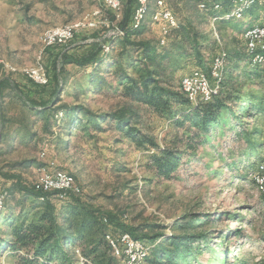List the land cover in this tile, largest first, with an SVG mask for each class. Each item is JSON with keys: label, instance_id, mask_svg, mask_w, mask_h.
I'll return each instance as SVG.
<instances>
[{"label": "rangeland", "instance_id": "rangeland-1", "mask_svg": "<svg viewBox=\"0 0 264 264\" xmlns=\"http://www.w3.org/2000/svg\"><path fill=\"white\" fill-rule=\"evenodd\" d=\"M121 1L124 15L126 11L129 16L132 7L126 8L127 0ZM158 1L148 0L149 12L139 26L131 22L134 30L141 28L131 40L168 54L158 68L163 87L170 86L182 95L181 80L193 70L210 75L213 59L222 54L229 57L225 59L226 73L239 63L238 87L244 84L243 97L252 94L255 103L264 98V65L257 67L259 75H242L246 67L255 70L252 63L248 64L251 59L246 56L243 35L252 26H264V6L243 13L264 0L253 4L246 2L254 0H238V9L233 4L231 15L224 18L239 19L228 21L205 13V6L200 5L203 0H163L180 27L167 36L161 24L152 19ZM97 10L102 11L97 28L82 30L67 46L44 50L42 64L50 78L47 88L25 77L23 70L39 63L44 32L84 22ZM121 22H114L102 0H0V207L4 195L7 205L1 211L12 216L10 221L0 220V236L12 239L13 227L24 217L34 216L32 209L39 203L22 188L38 183L53 162L52 169L64 170L75 178L82 188L83 202L102 214L116 216L138 236L163 234L157 240L163 245L175 236L206 234L209 245H202L179 264H264V198L253 182L264 156V110L242 122L229 114L228 121L213 126L198 147L188 151L186 141L192 123L191 117H184L196 106L189 98L191 107L178 102L157 111L127 97L129 80L144 75V65L142 52L124 45L123 31L111 34L116 27L121 29ZM107 42L113 49L104 55L101 46ZM99 50L97 63L86 67L64 65L57 77L61 54L80 60ZM221 80L213 82L215 96ZM56 91L60 101L51 105V114L64 105L82 104L96 114H125L130 121L119 129L122 124L113 117L102 122L105 131L96 132L83 118L82 128L73 132L68 150L57 149L46 125L49 114H41L28 103L46 104ZM170 153L175 155L177 167L169 175L160 176L156 161L166 160ZM185 219L197 222L194 229H180ZM198 241L194 242L196 246L202 244ZM147 247L150 258L144 264H152L158 246L151 254V247ZM74 253L73 264H95L83 257L80 245ZM16 262V253L10 248L0 250V264Z\"/></svg>", "mask_w": 264, "mask_h": 264}, {"label": "trees", "instance_id": "trees-1", "mask_svg": "<svg viewBox=\"0 0 264 264\" xmlns=\"http://www.w3.org/2000/svg\"><path fill=\"white\" fill-rule=\"evenodd\" d=\"M135 1L136 0H127L126 8L131 6L132 9L129 16L125 11L124 18L121 22V29L124 32V45L127 44L128 46L136 47L142 52L144 75L137 79L131 78L129 80V86L126 90L127 97L133 102H139L157 111L166 110L172 103L178 102L182 105H189L191 107L186 95L182 93L184 98L181 94L174 92L170 86L165 88L161 85L162 76L158 68L160 66V61L167 59L168 54H159L154 47L144 42L137 43L131 40L132 35L141 30V28L137 30L132 28L131 19ZM201 4L205 6V13L218 18L219 21L239 19L235 17L229 19L224 18L227 15H231L234 9L231 0H203L200 5ZM262 6H264V3L255 2L243 13V15L247 12H254L255 8ZM128 26H130L131 31L128 30ZM179 28L180 27L173 31ZM104 46H107L109 51H106ZM112 49L113 47L109 42L101 46L102 52L105 53L104 55H109ZM99 52L101 51H95L90 55L82 57L80 60H74L67 53L61 54V68L57 77L59 78L63 73L64 65L76 64L80 67H86L90 64L97 63L99 61ZM246 56L248 57L247 52ZM228 58L227 55V61ZM248 64L251 66V61H249ZM238 65L239 63L237 62L231 72H225L224 78L221 80L219 93L211 102H199L198 105L191 107L189 115L184 117H191L190 120L192 123L191 134L187 137L186 141L188 151L195 150L202 142V137L210 133L213 126L228 121L230 115L233 116L235 120L242 122L245 118L252 119L263 112L264 98L261 99L259 103H255L252 99L256 96L248 94L246 97H243L242 90L244 84H240L241 87H238V75L240 74ZM263 65L253 64L255 69L253 71L249 70L251 68L246 67L242 75L248 78L253 75H259L257 67ZM100 83L101 82H99V84ZM59 98L60 96H57L56 91L53 99L48 103L43 105L30 103L29 105L36 108V110L43 115L46 113L49 114V122L46 119V125L50 133H52V137L55 139L57 149L62 151L68 150L73 132L82 128L83 118L89 121L91 129L96 132L105 131L101 127L102 122L109 121L113 117L122 124L119 129L127 126V123L130 121L125 114H96L82 104L64 105L54 110L53 114H51L53 109L51 105H57L60 101ZM52 129L56 130L54 131ZM257 133L256 130L253 133L252 139H254ZM248 136L251 138V135ZM165 151L164 149L163 152ZM163 152L162 154L165 155ZM174 156L173 153H170L166 160L159 158L156 161V167L160 176L169 175L175 170L177 167L175 164L177 159H174ZM22 191L26 193L27 196L33 195L37 199L39 206L32 209V211H34V216L32 218L28 219L24 217L20 225L13 227L11 231L12 239L6 240L0 236V250L10 248L12 253H16L17 264H73V262L76 261L74 253L75 247L78 245L81 246L83 257L87 260H92L95 264H122L119 258L113 256L106 241V235L108 233L118 234L126 231L131 233L136 239H142L146 245L150 246V254L152 250L158 246L155 256L152 259V264H179L180 261H187L195 251L200 250L199 247L202 245H209L206 234L200 236H197V234L175 236L163 245H158L159 243L157 240L162 238L163 234L138 236L135 231L122 225L116 216L112 214H102L100 211L94 210L83 202L81 198L82 193L80 195L70 194L62 199L57 192L49 194L36 192L33 184L28 189L22 188ZM2 197L0 220H3L4 223L10 221L12 216L2 213L7 205L6 196L2 195ZM42 198H44V201L41 200ZM195 224H197V222L185 219V221L180 223V229L188 232V230L194 229ZM0 227L2 228L3 224ZM144 240H148L153 246L155 245L154 248ZM198 240H202L200 241L202 244L196 246L194 242H199ZM149 258L150 255L147 257L146 261H148Z\"/></svg>", "mask_w": 264, "mask_h": 264}, {"label": "bare ground", "instance_id": "bare-ground-1", "mask_svg": "<svg viewBox=\"0 0 264 264\" xmlns=\"http://www.w3.org/2000/svg\"><path fill=\"white\" fill-rule=\"evenodd\" d=\"M115 2V6H118V12H124L123 3L121 0H112ZM163 0H159L157 2L156 11L152 15V19L154 22L161 24L162 29V22L159 20V17L161 14L164 13V4H162ZM232 4L236 6V9H238V0H231ZM254 1H247L246 3L253 4ZM204 7V5H202ZM95 12V11H94ZM97 12H101L100 10H97L91 18H87L84 22H76L66 25H60L53 28H50L46 32H44L41 36V43L43 46V50L39 57V63L34 68L24 69L23 73L26 76H34L37 74V67H41L42 65V55L44 53V50L52 48L53 40H55L56 37H63L67 34H77L81 32L82 30H90L91 25H93V17ZM149 12V2L148 0H139L138 6L136 8V15L132 16L131 22L135 24L136 26H139L146 18L147 14ZM92 14V13H91ZM166 20H169V24L175 25V29L177 28V20L172 15V13H166ZM171 30H163L162 33L164 36L169 35ZM255 33H263L264 35V26H255L249 30H247L244 35L243 39L246 43V52L247 55L250 57V61L254 65L258 64H264V48L261 47V44H256L255 36L253 34ZM163 40V39H162ZM162 42V41H161ZM226 57L225 55H219L216 56L213 59L211 66L210 75H207L202 70H193L191 73L186 75L181 80V90L182 92L193 102L195 105H198V102H211L213 97L215 96V92L217 90L213 87V85H206V93L202 95H199L198 87L193 85V80L195 77L200 78L201 84H209V82H219L224 75L225 72V64H226ZM14 70V69H13ZM15 71V70H14ZM220 79V80H219ZM47 170V169H46ZM52 173H63L64 177H73L71 174H68L64 170L61 169H52ZM42 179L38 182L41 183L42 189L41 192H39V189L34 188L36 192L42 193V194H49L57 192L59 195H61L62 190V183L59 181H53L51 177H49L48 173L46 171L43 172ZM75 180V178H74ZM253 182H255L258 192L261 194V196L264 198V156L261 160V164L259 165V169L257 172L253 175ZM63 187H69L70 194L79 195L81 194V188L75 181L70 180H63ZM42 201H44V198H42ZM106 235V234H105ZM122 238H126L127 248L123 252H120V247L116 243V240H122ZM106 241L110 247V250L114 257H117L121 260L122 264H144L149 249L147 245L134 237L130 235L127 232L124 233H118L115 234V237L113 234L108 233L106 235Z\"/></svg>", "mask_w": 264, "mask_h": 264}, {"label": "built area", "instance_id": "built-area-1", "mask_svg": "<svg viewBox=\"0 0 264 264\" xmlns=\"http://www.w3.org/2000/svg\"><path fill=\"white\" fill-rule=\"evenodd\" d=\"M102 3H103L105 10L109 11L114 17V22H120L123 20L124 12H118V6H115L114 1L102 0ZM138 3H139V0H136L134 3V10H133L132 16L136 15V8L138 6ZM162 4H164V13L161 14L159 17V20H161L162 22V31L171 30L172 32L175 29V25L169 24V20H166V13H173V12L167 8L164 1H162ZM101 12H97L95 16L93 17V25H91V29L97 28V25H98L97 19L102 16ZM122 31H123L122 29H120L119 27H116L115 30H113L111 34H120ZM78 34L79 33L67 34V35H64L63 37H56L55 40H53L52 48L67 46L70 42H72L76 38ZM253 35L255 36L256 44H261V47L264 48L263 33H255ZM212 69H213V65H212ZM25 77L40 87H47L50 84L49 74L43 64L41 65V67H37L36 75L25 76ZM193 85L198 87L199 95H202L203 97V94L206 93V85H213V82H209V84H201L200 78L195 77L193 80ZM43 152L45 154V159H47V152L45 151ZM53 165H54L53 162H49V169L45 171L48 173L49 177H51L53 181H59L60 183H62L61 198L62 199L66 198L68 195H70V190H69V187H63V180L75 181L74 177H64L63 173H52ZM33 187L39 189V192H41V190H44L42 189L41 183H33ZM113 235L115 237V234ZM116 243L120 247V252H123L124 250H126L127 248L126 238H122V240H116ZM129 262H127V264Z\"/></svg>", "mask_w": 264, "mask_h": 264}, {"label": "crops", "instance_id": "crops-1", "mask_svg": "<svg viewBox=\"0 0 264 264\" xmlns=\"http://www.w3.org/2000/svg\"><path fill=\"white\" fill-rule=\"evenodd\" d=\"M42 88H47V87H42ZM24 99H26V97L25 96H22ZM29 104L31 103V102H28ZM49 141V140H48ZM51 141H49V143H50Z\"/></svg>", "mask_w": 264, "mask_h": 264}]
</instances>
